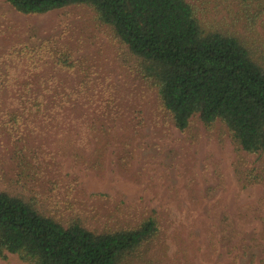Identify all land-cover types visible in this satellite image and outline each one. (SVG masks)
Masks as SVG:
<instances>
[{
    "label": "rangeland",
    "instance_id": "rangeland-1",
    "mask_svg": "<svg viewBox=\"0 0 264 264\" xmlns=\"http://www.w3.org/2000/svg\"><path fill=\"white\" fill-rule=\"evenodd\" d=\"M189 1L208 27L228 13L264 61V0ZM138 61L91 5L24 13L0 0V189L65 225L154 216L124 264H264V153H239L220 122L178 128Z\"/></svg>",
    "mask_w": 264,
    "mask_h": 264
},
{
    "label": "trees",
    "instance_id": "trees-1",
    "mask_svg": "<svg viewBox=\"0 0 264 264\" xmlns=\"http://www.w3.org/2000/svg\"><path fill=\"white\" fill-rule=\"evenodd\" d=\"M6 1L24 13L93 6L137 56L140 72L154 80L178 128L185 130L195 116L208 126L220 122L239 153H264V61L254 41L224 25L228 13L213 28L189 0ZM245 13L235 18L250 24L253 14ZM10 114V123L18 124L19 114ZM96 156H105L100 147ZM155 228L154 216L129 228L94 230L80 219L65 225L27 198L0 189L2 259L17 254L30 264H124Z\"/></svg>",
    "mask_w": 264,
    "mask_h": 264
}]
</instances>
